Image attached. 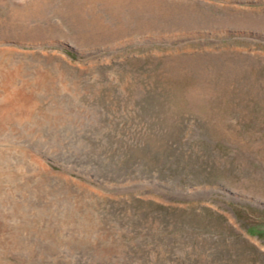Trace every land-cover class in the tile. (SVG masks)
I'll use <instances>...</instances> for the list:
<instances>
[{
    "label": "rangeland",
    "instance_id": "374dc122",
    "mask_svg": "<svg viewBox=\"0 0 264 264\" xmlns=\"http://www.w3.org/2000/svg\"><path fill=\"white\" fill-rule=\"evenodd\" d=\"M0 264H264V0H0Z\"/></svg>",
    "mask_w": 264,
    "mask_h": 264
}]
</instances>
